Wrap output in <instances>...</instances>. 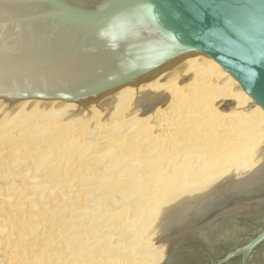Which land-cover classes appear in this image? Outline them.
<instances>
[{"label":"bare ground","instance_id":"1","mask_svg":"<svg viewBox=\"0 0 264 264\" xmlns=\"http://www.w3.org/2000/svg\"><path fill=\"white\" fill-rule=\"evenodd\" d=\"M127 106L144 111L115 120ZM0 117V130L14 127L0 139L10 156L0 158V264H161L170 232L192 230L223 192L264 180V112L203 55L96 100L0 99ZM112 122L120 129L108 134ZM26 131L47 148L22 144ZM100 150L117 173L97 170ZM39 170L64 192L45 187Z\"/></svg>","mask_w":264,"mask_h":264},{"label":"water","instance_id":"2","mask_svg":"<svg viewBox=\"0 0 264 264\" xmlns=\"http://www.w3.org/2000/svg\"><path fill=\"white\" fill-rule=\"evenodd\" d=\"M190 55L264 112V0H0L3 100H96ZM162 264H264V180L167 244Z\"/></svg>","mask_w":264,"mask_h":264},{"label":"rangeland","instance_id":"3","mask_svg":"<svg viewBox=\"0 0 264 264\" xmlns=\"http://www.w3.org/2000/svg\"><path fill=\"white\" fill-rule=\"evenodd\" d=\"M174 90H176V91H178L179 92V90L177 89V88H174ZM164 108V107H163ZM143 111H144V107H142V108H140V109H134V108H132V107H130V106H127V107H125L124 109H121V111H119L118 112V114H117V118L115 119V120H122V121H126L127 119H130L131 118V116H133L132 115V113H135L136 115L137 114H141V113H143ZM134 114V115H135ZM149 114H151V113H149ZM154 114H155V112H154ZM154 114L152 115L151 114V118H153V116H154ZM128 116H130V117H128ZM100 117H101V115H100ZM99 117V119H101ZM147 118V116L145 115V118L143 119V121H145V120H147L146 119ZM99 119H97L96 120V125H97V123H99V124H101V120H99ZM0 120H1V117H0ZM143 121H140L141 123L143 122ZM94 123V124H95ZM113 123V122H112ZM126 123V122H125ZM102 125V124H101ZM117 126H119L118 125V123L117 122H115V123H113V125H111V129H109V133L108 134H113V133H115V132H117L120 128H117ZM14 127H11V129H13ZM10 129V130H11ZM10 130H8L7 128H4V129H1L0 130V139L1 138H6V137H4V135H7V133H9V132H11ZM77 130V129H76ZM75 132V131H74ZM12 133H14V135H15V132L14 131H12ZM25 133H27V136H25V141L22 143V140L18 143V144H29V140L28 139H30V137H31V141L32 142H36V143H39L40 142V144L41 145H39V146H43L44 148H47V144L46 143H44V142H41L38 138H36L35 136H33V135H30L27 131L25 132ZM81 133V132H80ZM80 133H77L76 135H77V139H79V137H80ZM107 133V132H106ZM106 133L105 134H101V135H106ZM92 134V133H91ZM11 135H13V134H11ZM35 135V134H34ZM40 133L37 135V136H39L40 137ZM93 135V137L92 138H89V140L90 141H101L102 139L105 141V139L104 138H102V137H97V135L96 134H92ZM42 136H44V133H42ZM131 137L132 136H128V135H126V136H124V138H123V145L125 144V143H131L132 142V139H131ZM27 138V139H26ZM107 138V137H106ZM30 141V142H31ZM103 141H101V143H102ZM107 142V141H106ZM104 143V144H107V143ZM102 143V144H103ZM103 144V145H104ZM53 146H55V147H52V148H56L57 147V144L56 145H53ZM60 148L59 147H57L56 149H55V152H56V150H59ZM0 151H3V152H6L7 151V148H6V146H5V144L4 143H2V141L0 140ZM101 151V150H100ZM97 151V153H99V155H97V156H99V157H102L103 159H102V161H104L105 162V160H104V158L106 157V154L107 155H109V158L108 157H106V160H108L109 159V161L111 160V156H110V152H109V154L107 153V152H105L104 150V153H106V154H104V155H102V153H103V151ZM54 152V151H53ZM54 152V153H55ZM11 154V153H10ZM9 154V155H10ZM42 154H44L43 156H45L46 154L45 153H42ZM100 154H101V156H100ZM39 155H41L40 153H38L37 154V156L38 157H41V156H39ZM49 155V154H48ZM82 155H84V154H82ZM81 155V156H82ZM85 155H86V153H85ZM36 156V154H35V157H37ZM42 156V157H43ZM97 156H95L96 158H98L96 161H95V164H100V165H103L102 163H99V161L98 160H100L101 161V158H99V157H97ZM104 156V157H103ZM4 158L5 157V159L7 158H9L8 157V155L6 156V154L4 153H2L1 154V152H0V158ZM41 157V158H42ZM68 160H69V158H68ZM4 161H6V160H4ZM0 163H1V159H0ZM29 163L31 164H34L35 162H34V160L32 159L31 161L29 160ZM106 163V164H105ZM104 163V166H102V168H101V166H99L100 167V169H97V170H99V171H101V172H103L104 171V168L106 167V170H109L110 169V171L109 172H111V168L113 169V170H115V168H116V166L114 165L113 166V164H112V162H109L108 164L110 165L109 167H108V165H107V161ZM23 164V163H22ZM97 166V165H96ZM96 166H90L89 167V169L91 170V171H93V172H95V170H96ZM17 167H19V166H17ZM105 173H106V171H104ZM113 173H117L116 172V170L115 171H112ZM36 173H37V175H38V177H39V179H41V181L40 182H42L43 183V185L45 186V187H48L50 190H52L55 194H56V192H64V189H65V187L64 186H59V185H57L55 182H54V180L52 179H49V177H46V176H48V173L47 172H42V170H39V171H36ZM107 173H108V171H107ZM116 176V174L115 175H113L112 177H115ZM3 178V177H2ZM1 178V179H2ZM5 178V177H4ZM0 179L1 180V183L0 184H2V185H4V182H5V180H6V178L5 179ZM14 181V180H13ZM17 182L18 181H20V180H16ZM69 189L67 188V191H68ZM119 190V189H118ZM119 193V192H118ZM245 192H240V193H238V192H231V191H225V192H223L222 193V198H223V200H222V202H220V203H218L217 205H214L213 207H211L210 209H209V213L207 214V216L206 217H209L210 215H212L213 213H215L216 211H218L219 209H221L222 207H224L225 205H227L228 203H230L231 201H233L234 199H236V198H238L239 196H241L242 194H244ZM108 194L109 193H107V195H104V196H100V197H103V198H96V199H92V200H94V201H97V202H99L100 204H103L106 200H107V198H108ZM118 195V194H117ZM226 195V196H225ZM33 198V197H32ZM91 203H92V201H90V202H88L87 201V204L88 205H91ZM82 215H84V213H81ZM129 216V215H128ZM96 217V216H95ZM82 225V224H81ZM193 227V226H192ZM72 228V227H71ZM105 228V229H104ZM106 228L107 227H102L101 229L99 228L98 229V232L100 231V232H102V229H103V231H105L106 230ZM188 231H190V229H185V230H183V231H180L179 232V234H176V233H174V231L173 232H170V238H178V236L179 235H184L185 233H187ZM108 233V232H107ZM113 233V232H112ZM111 233V234H112ZM71 234V233H70ZM158 234V233H157ZM114 235V234H113ZM164 259V258H163ZM163 262V261H162ZM162 264V263H161Z\"/></svg>","mask_w":264,"mask_h":264},{"label":"flooded vegetation","instance_id":"4","mask_svg":"<svg viewBox=\"0 0 264 264\" xmlns=\"http://www.w3.org/2000/svg\"><path fill=\"white\" fill-rule=\"evenodd\" d=\"M215 259V258H214ZM207 262H208V260H207Z\"/></svg>","mask_w":264,"mask_h":264}]
</instances>
